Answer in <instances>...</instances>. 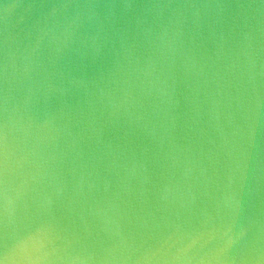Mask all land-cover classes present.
I'll list each match as a JSON object with an SVG mask.
<instances>
[{"label": "water", "instance_id": "obj_1", "mask_svg": "<svg viewBox=\"0 0 264 264\" xmlns=\"http://www.w3.org/2000/svg\"><path fill=\"white\" fill-rule=\"evenodd\" d=\"M0 264H264V0H0Z\"/></svg>", "mask_w": 264, "mask_h": 264}]
</instances>
